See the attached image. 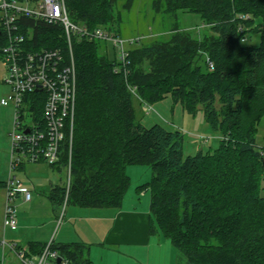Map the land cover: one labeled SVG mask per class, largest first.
<instances>
[{"label":"trees","instance_id":"1","mask_svg":"<svg viewBox=\"0 0 264 264\" xmlns=\"http://www.w3.org/2000/svg\"><path fill=\"white\" fill-rule=\"evenodd\" d=\"M64 1L72 22L119 36L122 11L134 2ZM150 6L161 17L197 13L207 33L193 37L173 25L162 39L128 44L125 66L116 70L101 41L73 37L70 48L61 25L18 19L23 31L31 28L28 51L60 48L70 60L72 49L75 64L74 116L58 161L49 165L59 178L47 198L57 210L64 203L117 208L130 185L126 168L148 166L151 178L137 189L149 190L150 234L167 239L186 264H264V146L255 138L264 115V0H151ZM255 35L257 45H247ZM6 44L0 28V49ZM168 94L187 113L202 106L218 147L184 157L182 130L137 119L134 100L150 105ZM25 98L42 123V93ZM47 244L28 243L27 256ZM49 250L66 264L89 262L82 243L50 241Z\"/></svg>","mask_w":264,"mask_h":264},{"label":"built area","instance_id":"2","mask_svg":"<svg viewBox=\"0 0 264 264\" xmlns=\"http://www.w3.org/2000/svg\"><path fill=\"white\" fill-rule=\"evenodd\" d=\"M21 16L46 24L61 25L70 48L72 37L109 42L115 51L116 70L125 66L126 46L137 40L122 38L100 27L89 29L72 22L64 0H0V28L7 39V44L0 49L6 70L2 81L10 88L8 96L0 100V105L11 104L14 107L9 176L4 182V230L17 227L16 208L13 204L15 199L20 196L24 201H30L32 198L31 190L12 176L11 171L24 162L55 164L65 137L66 124L72 120L74 113L75 72L71 49L70 60L63 57L60 48L28 51L25 43L31 28L22 30L23 26L18 21ZM239 30L242 31V27ZM245 41L246 38L242 37L241 42ZM209 68H213L211 62ZM32 92H41L45 98L42 123L35 119L25 99ZM261 153L264 155V151ZM1 244L14 250L23 264H55L58 257L55 251L49 250V243L40 254L30 256H27V248L19 244L4 241ZM60 264H66V261L61 258Z\"/></svg>","mask_w":264,"mask_h":264},{"label":"crops","instance_id":"3","mask_svg":"<svg viewBox=\"0 0 264 264\" xmlns=\"http://www.w3.org/2000/svg\"><path fill=\"white\" fill-rule=\"evenodd\" d=\"M8 159L7 155L4 156L2 169H0V226L2 229L5 201L4 182L6 176H9ZM26 166V162L20 164L11 171L12 176L16 177L14 171H23ZM138 167L128 166L126 168L131 183L119 207H79L68 204L59 223L58 210L48 200L51 205L50 211L44 217L39 218L40 223L33 226L31 221L34 207L32 199L35 194L30 201H24L18 196L14 202L23 208L25 215L17 216L16 229H9L13 233L10 234L11 241L9 242H16L23 247L30 242L82 243L86 246L88 264H172L174 256L172 245L160 234L149 233V190L139 191L137 187L148 182L151 173L146 166L141 168L143 171L138 170ZM138 173H140L139 177L133 182L132 174ZM56 180L55 175H52L46 186L40 184L34 186L33 183L30 186L23 180L20 181L31 192H35L38 187L46 189L43 195L47 198L50 185L56 183Z\"/></svg>","mask_w":264,"mask_h":264},{"label":"rangeland","instance_id":"4","mask_svg":"<svg viewBox=\"0 0 264 264\" xmlns=\"http://www.w3.org/2000/svg\"><path fill=\"white\" fill-rule=\"evenodd\" d=\"M151 0H134L132 7L129 10L122 11L123 24L120 27L121 37L128 39L134 38L144 41H151L153 39H162L166 37L169 30L173 25L184 28L190 31L193 37H201L207 33L200 16L193 12L178 11V15L160 16L154 13L150 6ZM119 2L116 8H119ZM259 36L255 35L247 41V45H257ZM102 42V41H101ZM102 52L107 53L108 57L115 56V51L109 42H102ZM6 74L5 65L0 57V100L6 98L10 92L7 84L3 83V78ZM134 109L137 119L141 121L146 127L154 123H161L168 128H175L183 132V156L195 154L198 150L206 153L218 147L220 136L213 132L209 124L205 121L203 108L198 106L194 114L184 111L179 103H175L171 95H166L162 100L152 103L150 105H141L138 101L134 100ZM14 121V107L11 104L0 105V169H2L3 158L7 155L10 159V133L13 131ZM256 142L260 146H264V115L262 116L255 133ZM9 159L8 164L9 165ZM27 166L23 171H14V174L19 180H23L25 184L32 186L49 184L48 180L52 175L58 180L56 172L45 162H26ZM6 165V162H5ZM138 170L143 171L141 168L145 166L138 165ZM151 173L150 167L146 166ZM140 173L132 174V181L139 177ZM7 176L5 181L7 180ZM56 180V181H57ZM131 183V181H130ZM36 185V186H37ZM44 188L38 187L35 192L32 191L34 197L32 199L33 209L31 221L32 225L40 223L39 218L48 214L51 205L48 199L43 195ZM16 208L17 216L25 215L22 207L13 203ZM29 204V203H28ZM68 204L64 203L58 209V223L64 215L65 208ZM3 219V218H2ZM10 234H13L9 229L4 230L0 226V242H9ZM169 242V241H168ZM170 243V242H169ZM17 244V243H16ZM4 248L0 243V264H23V261L17 256L14 250L10 249L8 245L4 244ZM37 263L36 260H33ZM172 264H186L185 259L180 256V253L174 249L173 263Z\"/></svg>","mask_w":264,"mask_h":264},{"label":"bare ground","instance_id":"5","mask_svg":"<svg viewBox=\"0 0 264 264\" xmlns=\"http://www.w3.org/2000/svg\"><path fill=\"white\" fill-rule=\"evenodd\" d=\"M63 28V27H62ZM105 30V29H104ZM243 30V29H242ZM64 32V31H63ZM243 32V31H242ZM241 33V32H240ZM73 38V37H72ZM76 38V37H75ZM72 40V39H71ZM81 40V39H80ZM243 43H245V42H243ZM70 44H71V42H70ZM71 46V45H70ZM72 50V49H71ZM37 51V50H36ZM128 54V53H127ZM126 60V59H125ZM125 63V62H124ZM74 66H75V64H74ZM75 69V68H74ZM74 78H75V76H74ZM75 84V83H74ZM75 91H76V87H75ZM33 93V92H32ZM41 93V92H40ZM29 95V94H28ZM27 95V96H28ZM41 95V94H40ZM43 95V94H42ZM44 96V95H43ZM26 99V101L27 102H29V99H27V98H25ZM31 104H30V102H29V106H30ZM74 106H75V98H74ZM73 106V107H74ZM74 109V108H73ZM74 114V113H73ZM74 116V115H73ZM262 154V153H261ZM59 257V256H58Z\"/></svg>","mask_w":264,"mask_h":264},{"label":"water","instance_id":"6","mask_svg":"<svg viewBox=\"0 0 264 264\" xmlns=\"http://www.w3.org/2000/svg\"><path fill=\"white\" fill-rule=\"evenodd\" d=\"M60 261H61V257H57L56 260H55V264H60Z\"/></svg>","mask_w":264,"mask_h":264}]
</instances>
